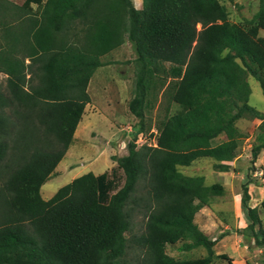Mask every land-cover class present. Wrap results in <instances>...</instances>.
I'll return each mask as SVG.
<instances>
[{
    "label": "trees",
    "instance_id": "16d2710c",
    "mask_svg": "<svg viewBox=\"0 0 264 264\" xmlns=\"http://www.w3.org/2000/svg\"><path fill=\"white\" fill-rule=\"evenodd\" d=\"M250 21H230L219 0H141L140 8L133 0H0V264H125L136 208L146 222L132 240L142 252L135 264H209L215 241L194 216L224 187L179 167L211 158L216 170H228L241 137L235 122L245 113L264 133L247 80L264 94V0ZM125 40L135 52L128 108L139 119L127 153L109 172L83 173L43 199L40 187L90 101V77ZM157 88L179 108L159 121L156 145L138 147ZM221 134L226 139L213 143ZM262 149L264 142L253 146L252 162ZM249 199L245 183L248 223L239 232L264 251V226ZM176 243L182 251L202 246L206 255L175 258L166 247Z\"/></svg>",
    "mask_w": 264,
    "mask_h": 264
},
{
    "label": "rangeland",
    "instance_id": "374dc122",
    "mask_svg": "<svg viewBox=\"0 0 264 264\" xmlns=\"http://www.w3.org/2000/svg\"><path fill=\"white\" fill-rule=\"evenodd\" d=\"M227 9L228 18L232 22H238L245 26L251 24V19L258 10L259 0H219ZM11 4L19 6L22 0H9ZM137 5L136 0H133ZM197 26V28H199ZM259 34L264 38V29H260ZM135 52L131 43L125 40L124 43L101 57L103 65L96 68L90 77L87 85V92L90 97L89 103L85 104L81 119L75 129L72 141L59 161L52 175L40 187V195L43 199L50 198L62 185L70 182L73 178L91 171L99 174L104 171L109 172L111 167L116 165L115 158L127 153V143L133 138L136 129L139 127V119L135 117L128 108V101L133 95L134 89V64ZM26 62V61H25ZM251 87V94L248 103L264 115V94L258 81L252 76H248ZM6 80L5 73L0 72V83L3 85ZM149 97L151 106L145 109L144 130L137 135L136 145L142 144L156 145L157 126L165 115L176 111L179 106L170 102L168 94L161 88L152 89ZM166 108H170L168 111ZM261 120L248 113L243 114L236 122L235 127L241 134L237 140V148L233 160L227 162L231 168L225 171L216 170L213 167L211 158H200L193 161L189 166H180L181 173L192 175H203L206 184L223 182L229 191L224 190L223 195L214 197L211 204L219 202L224 196L227 201L219 208L222 221L232 224L235 231V216L239 221H244V215L240 208V201L236 199L238 193H242V185L251 181L254 183V191L251 190L249 204L259 210V216L264 226V209L260 207V202L264 198V149L258 158L259 161L252 162L251 150L253 146L264 142V133L260 127ZM226 139L221 134L213 143ZM233 171V172H232ZM255 172L257 174H255ZM262 172V174H259ZM118 175L122 176V171L118 170ZM222 175V176H218ZM249 175V176H248ZM3 180V179H2ZM1 181V180H0ZM220 182V183H221ZM122 178L120 185H122ZM1 185V183H0ZM131 228L125 233L129 239L130 247L127 249L125 264H135L137 256L142 254L140 250L133 246V238L144 231L146 218L137 210L130 214ZM240 229L237 228L236 231ZM241 250H252L255 248L253 239L243 232ZM181 243L168 245L166 251L175 258H197L204 256V248L192 249L189 251L179 250ZM246 247H243V246ZM242 256L238 260L240 264H264V251L255 255ZM211 264H226L223 259H214Z\"/></svg>",
    "mask_w": 264,
    "mask_h": 264
},
{
    "label": "crops",
    "instance_id": "0c3cea01",
    "mask_svg": "<svg viewBox=\"0 0 264 264\" xmlns=\"http://www.w3.org/2000/svg\"><path fill=\"white\" fill-rule=\"evenodd\" d=\"M136 2H137V5L135 7L140 8L141 7V0H136ZM32 6L34 7L35 5L32 4ZM259 32H260V30H259ZM25 61L28 62V59H26ZM247 80H249V79L247 78ZM257 158H256V160L258 162L259 159H257ZM256 160H255V163H257ZM229 168L232 169L231 166ZM223 174H225V171H223ZM218 176H222V175H218ZM220 182H218V183H220ZM221 184L225 185L223 182H221ZM223 187H224L225 192L229 191L225 186H223ZM247 188H248V194L250 196L251 192H252L251 190L254 191V188H255L254 183L251 181H247ZM241 194L242 193H238L235 196L236 199H238L240 201V208H241ZM226 201H227L226 196H224L223 198H221V200H219V202L221 204L225 203ZM220 203L215 201V203L211 204V206L207 205V206H203L202 208H200L194 216V221L201 231H203L211 240L215 241V243L212 247L215 257L212 258V260L209 264H211L214 259H222V258L217 257V255H220V254L228 255L232 259V263L236 264V260L241 259L242 256L245 255L246 251H247V250L246 251L241 250L240 247H242L241 244H243L242 238L244 235H243V233H240L239 231H236V230H237V228L238 229H244L247 226L248 222L244 216V218H245L244 221L241 220V221H239V223H237L236 220H238V217L235 216V222H234L235 224L233 226H234V228H236V230L233 231L232 230V224H229V223L222 221V218L220 217L221 213L218 212V210H220V209L219 208L218 209L212 208V207L220 206L221 205ZM243 247H246V246L244 245ZM199 248H203V247L202 246L196 247V249H199ZM187 251H189V250H187ZM260 252H262V249L255 247L252 250L247 251V255H252L254 253H255V255H257ZM201 257H203V256H201ZM180 259H190V258H180ZM224 261H226V260H224ZM226 264H227V261H226ZM237 264H240L239 260H238ZM245 264H249V263L246 262ZM255 264H258V262H255Z\"/></svg>",
    "mask_w": 264,
    "mask_h": 264
},
{
    "label": "built area",
    "instance_id": "2783aa9c",
    "mask_svg": "<svg viewBox=\"0 0 264 264\" xmlns=\"http://www.w3.org/2000/svg\"><path fill=\"white\" fill-rule=\"evenodd\" d=\"M255 174H257V173L255 172ZM259 174H262V172H259Z\"/></svg>",
    "mask_w": 264,
    "mask_h": 264
}]
</instances>
